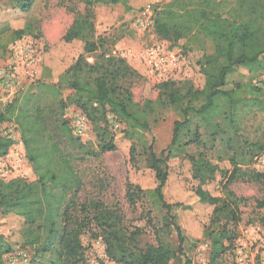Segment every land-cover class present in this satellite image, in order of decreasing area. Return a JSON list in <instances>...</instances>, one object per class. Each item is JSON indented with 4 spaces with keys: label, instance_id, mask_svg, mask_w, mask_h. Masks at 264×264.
<instances>
[{
    "label": "trees",
    "instance_id": "1",
    "mask_svg": "<svg viewBox=\"0 0 264 264\" xmlns=\"http://www.w3.org/2000/svg\"><path fill=\"white\" fill-rule=\"evenodd\" d=\"M36 1L11 0L6 10H11L13 20L22 22ZM79 1L86 11L76 14L62 39L63 46L78 45L73 64L60 73L57 83H32L9 103L0 104V124L17 126L36 177L34 181L0 178L2 215L18 222L21 249L32 251L37 259L49 257L51 264H85L82 235L92 225L98 232L95 237L105 245L106 256L117 264H175L183 252L184 236L173 215L170 225L176 230L179 248L160 242L139 250L136 242L142 231L127 230L115 210L95 201L77 203L83 181L74 164L79 159L76 150L80 159L116 151L107 127L101 126L108 114L125 124L127 136L132 138L149 131L150 120L157 123L164 111L172 108L181 120L174 123L170 146L160 156L152 146L147 149L156 187L145 192L130 184L126 197L136 205L140 196L147 194L168 216L175 208L201 215L207 212L209 218L201 222L205 238L211 242L210 259L214 264L232 244L234 232L229 227L241 222V207L246 202L231 186L242 178L264 182L263 173L249 169L263 155L264 142L245 134L243 126L253 108L264 114V88L253 84L264 76V0H171L157 9L154 33L172 44L184 41L183 55L190 57L203 87L196 90L187 84L177 87L176 82H164L159 85V98L143 106L133 100L135 71L125 59L102 51L93 8L122 5L127 12L142 13L149 0ZM20 25L12 27L0 14L1 50L32 34L30 23ZM207 44L213 46L211 54L206 51ZM88 56H93V63ZM235 67L246 71L251 81L226 89ZM43 78H53V73L45 69ZM64 89L74 92L70 102L91 123L100 139L99 152L73 135L64 117L68 108L61 98ZM12 145L0 131V158ZM189 145L218 146V157L204 152L189 154ZM171 182L176 184L174 203L167 198ZM258 206L263 209L264 201ZM13 252L9 237L0 235V264H6L5 257ZM184 264L191 262L185 259Z\"/></svg>",
    "mask_w": 264,
    "mask_h": 264
},
{
    "label": "rangeland",
    "instance_id": "2",
    "mask_svg": "<svg viewBox=\"0 0 264 264\" xmlns=\"http://www.w3.org/2000/svg\"><path fill=\"white\" fill-rule=\"evenodd\" d=\"M11 0H0V14L7 19L12 27H21V23L32 25V34L25 36L21 41L37 51L36 71L37 78L34 81L23 82L20 91H24L32 83L39 81L57 83L60 73H63L76 60L78 45L62 44V39L72 26L76 14L85 13L86 7L79 0H37L31 11L24 16L22 22L13 20L9 14ZM7 11V12H6ZM153 14V13H152ZM146 13L127 12L122 5L102 6L93 8L94 22L96 26V38L103 43L102 51L125 59L127 64L135 71L136 76L131 85L133 100L141 106L148 100L156 101L161 93L160 82L151 74L142 60L143 53L149 48L165 44L172 53H179L186 59L189 74L188 80L176 82L177 87L187 84L194 89H202L201 80L195 75L190 57L183 55L182 45L172 44L160 40L150 26L154 15ZM20 41V40H19ZM17 42V41H15ZM13 42V43H15ZM6 50L0 49V70L13 63L10 46ZM208 54L213 52V46L207 44ZM89 62L93 63V56H88ZM45 69L53 73V78H43ZM251 81L248 73L239 67H235L227 78L226 89L233 88L236 84H247ZM254 85L264 88V76L253 81ZM17 94V95H18ZM16 95V96H17ZM15 96V97H16ZM74 92L64 89L62 99L67 104L64 117L71 110L77 109L71 104L70 99ZM14 97V98H15ZM14 98L2 102L4 96L0 93V104L5 105ZM5 101V100H4ZM66 119V118H65ZM180 114L174 109L164 111L157 123L150 120V130L141 134H134L132 138L127 136V127L108 114L102 127H107L110 136L114 139L116 151L100 154L98 157H85L80 159V152L74 164L79 172L83 187L79 193L77 203L87 204L91 201L99 202L105 207L115 210L122 218L123 225L129 231L140 229L142 234L136 242L139 250L144 251L148 246H156L160 242L168 243L173 248H179V240L173 225H170L171 215L174 216L175 224L178 225L184 236L182 253L178 255L175 264H184L188 259L191 264H212L210 259L211 242L205 238V226L201 222L209 218V214L203 215L195 210L175 208L170 216L166 210L154 204V199L147 194L140 196L136 205H131L126 197L128 185L141 188L145 192L156 187V181L148 165V147L152 146L154 152L160 156L172 141L174 123L180 121ZM118 124V129L114 128ZM244 133L251 138H259L264 142V114L257 108H253L243 121ZM94 141L83 142L94 152H99V138L94 134ZM189 145L187 153H207L209 157L216 158V151L220 147ZM71 150V149H68ZM7 156V155H6ZM2 159H5V157ZM22 168L16 171L9 166L8 179L26 177L30 181L36 180L31 164L23 162ZM176 163V162H174ZM250 170L264 174V153ZM21 173H25L24 176ZM174 182V181H172ZM171 182V183H172ZM170 183V184H171ZM167 198L174 203L176 197V184L169 185ZM231 190L239 197L245 198L246 202L241 207L242 220L236 226L229 229L234 232L232 244H228V251L214 264H264V208H259L258 203L264 201V182H253L248 178L237 180ZM169 218H168V217ZM167 226H171L170 229ZM19 224L12 217L3 216L0 211V235L9 237L14 249L13 254L22 251V240L19 234ZM97 229L92 225L86 228L82 235L84 246L85 264H117L109 258L102 257V248L105 245L102 240L96 238ZM30 256V264H51L49 257L34 258L32 251L26 249ZM8 264V262H7Z\"/></svg>",
    "mask_w": 264,
    "mask_h": 264
},
{
    "label": "built area",
    "instance_id": "3",
    "mask_svg": "<svg viewBox=\"0 0 264 264\" xmlns=\"http://www.w3.org/2000/svg\"><path fill=\"white\" fill-rule=\"evenodd\" d=\"M171 0H149L144 12L155 15V11ZM141 14V13H140ZM154 25L153 20L150 26ZM10 53L13 63L0 70V93L3 94L6 102L14 98L23 84V82L34 81L37 78L36 71L37 51L32 45H27L21 40L10 46ZM142 60L150 70L151 74L158 82H178L190 78L186 59L179 53H172L165 44L155 45L146 50L142 55ZM5 100V101H4ZM67 121L72 129L73 135L82 142L94 141V132L85 114L80 110H71L66 114ZM118 124L114 128L118 129ZM1 134L13 142V145L5 157L0 158V178L4 181H10L8 178L7 166L19 171L23 162L29 164L26 156L25 147L22 143L21 135L14 123L0 124ZM20 172V171H19ZM22 176L25 173H21ZM24 178V177H22ZM26 178V177H25ZM102 257L107 258L105 249L102 248ZM108 259V258H107ZM6 264H30V256L27 251H19L16 254H9L5 257Z\"/></svg>",
    "mask_w": 264,
    "mask_h": 264
},
{
    "label": "bare ground",
    "instance_id": "4",
    "mask_svg": "<svg viewBox=\"0 0 264 264\" xmlns=\"http://www.w3.org/2000/svg\"><path fill=\"white\" fill-rule=\"evenodd\" d=\"M23 143V142H22ZM24 145V144H23ZM25 147V146H24ZM11 149V148H10ZM10 149H9V151H10ZM26 151V150H25ZM9 153V152H8ZM8 155V154H7ZM30 164V163H29ZM19 178H21V177H19ZM26 179V178H25Z\"/></svg>",
    "mask_w": 264,
    "mask_h": 264
}]
</instances>
